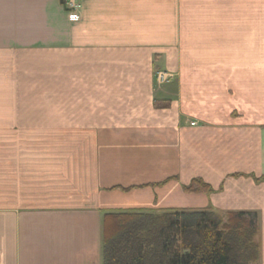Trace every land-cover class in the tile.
I'll return each mask as SVG.
<instances>
[{
  "label": "crops",
  "instance_id": "1",
  "mask_svg": "<svg viewBox=\"0 0 264 264\" xmlns=\"http://www.w3.org/2000/svg\"><path fill=\"white\" fill-rule=\"evenodd\" d=\"M263 178L264 0H0V264H103L105 214L170 208L256 212L264 264Z\"/></svg>",
  "mask_w": 264,
  "mask_h": 264
},
{
  "label": "trees",
  "instance_id": "2",
  "mask_svg": "<svg viewBox=\"0 0 264 264\" xmlns=\"http://www.w3.org/2000/svg\"><path fill=\"white\" fill-rule=\"evenodd\" d=\"M264 180V178H263ZM188 193L211 191L196 178ZM259 216L252 211L170 208L133 210L103 218V264H255Z\"/></svg>",
  "mask_w": 264,
  "mask_h": 264
},
{
  "label": "built area",
  "instance_id": "3",
  "mask_svg": "<svg viewBox=\"0 0 264 264\" xmlns=\"http://www.w3.org/2000/svg\"><path fill=\"white\" fill-rule=\"evenodd\" d=\"M64 6L68 10H79L82 8V0H63ZM175 79V75L165 70H159L156 72V82L158 84H166L172 82ZM195 125V123H191Z\"/></svg>",
  "mask_w": 264,
  "mask_h": 264
}]
</instances>
